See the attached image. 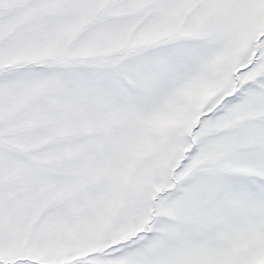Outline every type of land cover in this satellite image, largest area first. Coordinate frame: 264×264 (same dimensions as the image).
I'll return each mask as SVG.
<instances>
[{
	"label": "snow or ice",
	"instance_id": "6c2138e0",
	"mask_svg": "<svg viewBox=\"0 0 264 264\" xmlns=\"http://www.w3.org/2000/svg\"><path fill=\"white\" fill-rule=\"evenodd\" d=\"M0 264H264V0H0Z\"/></svg>",
	"mask_w": 264,
	"mask_h": 264
}]
</instances>
